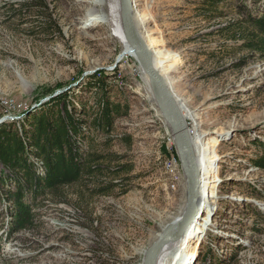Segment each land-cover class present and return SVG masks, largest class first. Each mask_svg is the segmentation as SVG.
<instances>
[{"label": "rangeland", "instance_id": "obj_1", "mask_svg": "<svg viewBox=\"0 0 264 264\" xmlns=\"http://www.w3.org/2000/svg\"><path fill=\"white\" fill-rule=\"evenodd\" d=\"M92 1L0 0V126L24 140L37 114L62 104L39 102L66 93L68 112L81 124L80 151L118 170L34 200L27 193L37 221L7 235L10 214L0 194V264H142L145 250L184 211L171 127L137 58L120 54L108 26L82 23ZM135 6L137 29L166 58L168 85L208 152L192 264H264V169L253 165L264 152V58L245 44L257 34L246 17L264 18V0ZM45 88L51 95L42 96ZM101 102L110 108L107 130L92 121ZM8 173L0 163V177ZM13 180L2 191H15ZM110 182L117 186L108 189Z\"/></svg>", "mask_w": 264, "mask_h": 264}, {"label": "trees", "instance_id": "obj_2", "mask_svg": "<svg viewBox=\"0 0 264 264\" xmlns=\"http://www.w3.org/2000/svg\"><path fill=\"white\" fill-rule=\"evenodd\" d=\"M12 10L20 9L12 8ZM246 18L248 24L257 30V34L248 39L245 44L261 52L264 58V18L251 16ZM96 82L99 83V80ZM41 93L45 96L51 95L52 92L45 88ZM66 96V93H60L39 105L42 108L50 103L62 101L60 109L48 108L50 110L37 114L31 123L27 124L28 129L23 130L26 137L24 140L12 129L6 128V125L0 126V163L9 171L8 177L7 175L0 177V194L6 198V209L10 214L6 235L31 229L33 223L37 221L30 204L25 200L27 193L34 200L45 194H53L64 186L75 185L85 176H98L105 174L104 171L108 170L111 177L118 174L117 169L101 164L104 160L102 156H96L93 153L84 154L80 151L77 141L83 138L80 134L81 124L78 119L69 114L65 104ZM99 104L101 109L92 121L94 125L97 124L107 130L110 127V122L107 121L110 108L103 102ZM61 112L64 114L61 115ZM25 113L24 115H27ZM30 117L29 115L25 117V122L28 123ZM27 154H32L38 159L41 169L39 166L36 167ZM253 165L264 169V152L253 160ZM12 178L16 183L15 191H2L5 182ZM115 186H117L116 183L110 182L107 188L112 189Z\"/></svg>", "mask_w": 264, "mask_h": 264}, {"label": "water", "instance_id": "obj_3", "mask_svg": "<svg viewBox=\"0 0 264 264\" xmlns=\"http://www.w3.org/2000/svg\"><path fill=\"white\" fill-rule=\"evenodd\" d=\"M133 8V0H119L120 25L124 37L132 47L133 54H135L146 77L155 104L171 127L174 146L186 184V200L183 215L178 220L167 224L143 254L142 264H156V258L163 246L167 242L180 240L183 233L191 228L193 220L198 216L200 172L197 151L192 144L194 136L193 134L191 135V131L187 127L183 110L172 93L166 76L161 73L155 63L153 48L135 26ZM49 98L51 96L39 103H43ZM173 227H176L178 232L171 237L169 236V231Z\"/></svg>", "mask_w": 264, "mask_h": 264}, {"label": "bare ground", "instance_id": "obj_4", "mask_svg": "<svg viewBox=\"0 0 264 264\" xmlns=\"http://www.w3.org/2000/svg\"><path fill=\"white\" fill-rule=\"evenodd\" d=\"M135 1L136 0L133 1L134 2L133 12H135L136 10ZM85 22L94 23V24L99 23L108 26L111 34L119 41L121 45L120 54L122 56H131V57L135 56V54H133L132 47L129 45L128 41L124 37L123 30L120 25L119 0H93L89 6V10L87 12V15L85 16L84 21H82V23ZM150 41L154 43L157 41V39L155 36H152ZM152 48H153L154 60L157 67L160 69L163 75L167 74L169 72V68L165 63L166 58L161 54V52L157 48L155 47ZM180 78H182V76H180ZM198 136L199 135H194L192 139L193 147L197 151L198 165L200 172V201H199L198 216L195 217V220H193L192 222L191 228H189L186 232L183 233L180 240L176 242L175 241L167 242L163 246V248L161 249V251L159 252L156 258V264H192V259L196 250L195 244L194 246L192 245L193 239L195 238L196 235V230H195L196 223H197V219L199 218L203 210V207L205 205V198H206V195L203 194V191L201 189V169L204 165L203 163L205 162L208 152L205 146L200 145V142L198 141ZM177 232L178 230L176 229V227H173L169 231V236L172 237L175 234H177Z\"/></svg>", "mask_w": 264, "mask_h": 264}]
</instances>
